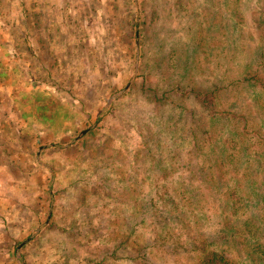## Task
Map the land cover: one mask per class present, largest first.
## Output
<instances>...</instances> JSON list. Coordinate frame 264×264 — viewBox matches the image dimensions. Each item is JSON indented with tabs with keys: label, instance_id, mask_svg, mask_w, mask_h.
Instances as JSON below:
<instances>
[{
	"label": "rangeland",
	"instance_id": "rangeland-1",
	"mask_svg": "<svg viewBox=\"0 0 264 264\" xmlns=\"http://www.w3.org/2000/svg\"><path fill=\"white\" fill-rule=\"evenodd\" d=\"M264 264V0H0V264Z\"/></svg>",
	"mask_w": 264,
	"mask_h": 264
},
{
	"label": "trees",
	"instance_id": "trees-1",
	"mask_svg": "<svg viewBox=\"0 0 264 264\" xmlns=\"http://www.w3.org/2000/svg\"><path fill=\"white\" fill-rule=\"evenodd\" d=\"M217 259V255L216 254H211V257L208 258H204L203 261H201V263L199 264H220V261H222V259L220 258L218 261H216ZM264 262V260H260V262Z\"/></svg>",
	"mask_w": 264,
	"mask_h": 264
}]
</instances>
